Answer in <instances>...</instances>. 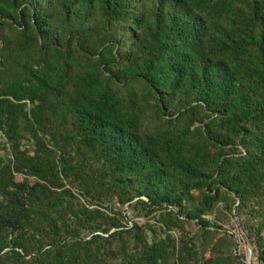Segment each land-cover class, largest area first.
<instances>
[{
  "label": "trees",
  "instance_id": "1",
  "mask_svg": "<svg viewBox=\"0 0 264 264\" xmlns=\"http://www.w3.org/2000/svg\"><path fill=\"white\" fill-rule=\"evenodd\" d=\"M264 264V0H0V264Z\"/></svg>",
  "mask_w": 264,
  "mask_h": 264
},
{
  "label": "water",
  "instance_id": "2",
  "mask_svg": "<svg viewBox=\"0 0 264 264\" xmlns=\"http://www.w3.org/2000/svg\"><path fill=\"white\" fill-rule=\"evenodd\" d=\"M247 242H248V246H249V249H250V259H249V262L248 264H252V261H253V247L251 245V243L249 242L248 238H247Z\"/></svg>",
  "mask_w": 264,
  "mask_h": 264
},
{
  "label": "rangeland",
  "instance_id": "3",
  "mask_svg": "<svg viewBox=\"0 0 264 264\" xmlns=\"http://www.w3.org/2000/svg\"><path fill=\"white\" fill-rule=\"evenodd\" d=\"M253 256H254V254H253ZM249 259H250V249H249V246H248V260H246L247 261V264L249 262Z\"/></svg>",
  "mask_w": 264,
  "mask_h": 264
}]
</instances>
